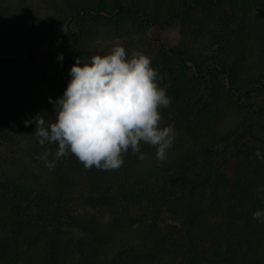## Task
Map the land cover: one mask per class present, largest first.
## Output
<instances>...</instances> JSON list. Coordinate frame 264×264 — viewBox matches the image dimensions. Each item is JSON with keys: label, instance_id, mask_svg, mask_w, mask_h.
<instances>
[{"label": "trees", "instance_id": "1", "mask_svg": "<svg viewBox=\"0 0 264 264\" xmlns=\"http://www.w3.org/2000/svg\"><path fill=\"white\" fill-rule=\"evenodd\" d=\"M0 264H264V0H0Z\"/></svg>", "mask_w": 264, "mask_h": 264}]
</instances>
